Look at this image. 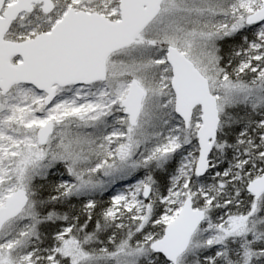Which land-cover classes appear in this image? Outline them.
Returning <instances> with one entry per match:
<instances>
[{
    "label": "snow or ice",
    "instance_id": "6c2138e0",
    "mask_svg": "<svg viewBox=\"0 0 264 264\" xmlns=\"http://www.w3.org/2000/svg\"><path fill=\"white\" fill-rule=\"evenodd\" d=\"M0 264H264V0H0Z\"/></svg>",
    "mask_w": 264,
    "mask_h": 264
}]
</instances>
